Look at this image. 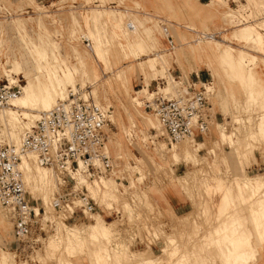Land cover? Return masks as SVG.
<instances>
[{
    "label": "rangeland",
    "instance_id": "rangeland-1",
    "mask_svg": "<svg viewBox=\"0 0 264 264\" xmlns=\"http://www.w3.org/2000/svg\"><path fill=\"white\" fill-rule=\"evenodd\" d=\"M208 1L198 0L201 4ZM245 4H247L245 0H219L215 10L217 19H210L216 22H206L201 20L202 18L197 19L188 15L180 0H0V80L19 81L20 85L33 81L34 75L37 74L36 51L45 49L47 60L53 69L59 73L65 68L72 77V81L65 85V98L69 87L75 90L77 86H88L87 90L91 92L93 100L103 105L104 103L111 105L110 114L113 110V123L111 122L108 126L115 134H110L108 151L111 157L119 152L127 153L135 159L137 165H133L134 167L129 170L124 169L121 174L116 173V176H119L117 180L115 177H105L106 182L94 180L87 183V188L99 206L100 211L96 213H100L106 221L117 224L119 233L123 231L122 235L120 234L121 237L118 236V240L112 239L114 242H125L129 244L130 250L140 251L159 240L160 243L155 244L153 252L161 255V260L154 264L159 262L160 264L169 262L170 264H184V262L200 264V260L184 258L182 253L189 249L194 250L195 245H200L199 240H206L204 242L206 248L213 247L218 250L224 256L225 264H247L245 255L248 251H253L245 245L246 250L239 249L236 255L230 249L228 252H221L219 250L221 242H218V239L225 235L222 233L223 227H219V224L227 220L236 224L238 220H242L250 232L252 226L247 218L248 213L252 207L257 208V213L260 212L258 208L264 207V204L259 203L261 207L257 206V203L255 207L247 198H245L246 202L242 201L239 196L243 190L239 191L234 182L236 178L253 179L264 171V140H260L257 136L253 138L250 134L252 132L256 135L264 114V44L256 45L250 42L244 46V42L237 39L233 33L238 23L235 19L231 21L225 16V13L229 11L237 16L241 15L245 17L243 22L247 21L257 32L264 34V18L256 15L252 8H244ZM162 23L168 24L172 40L178 45V51L183 52L184 57L189 55L194 61L199 62L200 66L204 65L212 70L216 89L218 84L225 87L222 75L229 76V93L241 101L236 105L238 114L231 115L230 118L224 117L223 120V116L217 109L214 110L216 121L220 123V126H217L216 140L210 144L206 142L210 138L206 137L195 140L196 142L192 140L189 143L188 153L183 151L186 142L184 140L167 142L163 138L152 146L148 139L144 142L145 149L141 143L146 131L157 125L154 116L143 107V104L151 99L156 89V93L172 91L171 77L181 74L175 64L172 66V60L176 59L179 53L175 56L169 52L165 55L158 52V45L162 44L163 40L160 31ZM207 28L214 33L217 42L222 44L220 50L222 53H228L229 47L232 46L235 49L233 53L236 54L241 46L244 47L246 59L249 61L247 63L250 66H247V69L250 68V71L255 72L256 81L237 75L233 71V60L221 59L219 55H216L214 61L201 51L199 45L203 43V40L200 42H193V40L197 32L199 33L197 35L202 38L200 32ZM84 38L89 40L90 46L85 45ZM137 42H140L143 47L137 48ZM210 64L217 65L222 73ZM169 71L173 76L169 74ZM156 74L163 76L166 83L165 79H160L159 75L156 77ZM194 74L202 80L210 79L204 67H200L197 73H189L188 78H194ZM38 75L44 83H48L45 68L41 69ZM256 87L262 88L261 94L257 93ZM58 100L61 99L57 98ZM34 120L35 118L25 120L27 122L25 129ZM153 123L156 125L153 126ZM5 130L1 122V139L4 143L11 142ZM223 131L232 134L235 142L231 144L228 139L223 138L221 136ZM131 132L135 138L134 144L128 141L127 135ZM163 142L166 148L161 149ZM253 153L256 162H248V158L252 157ZM218 156L221 158L220 162ZM55 177L56 186L52 192V198L58 187ZM218 181L222 185L218 189L219 192L214 187ZM230 185L231 188H229ZM167 187H177L176 190L189 202L191 210L182 213L181 216H174L162 210L152 200L151 195ZM26 189L39 205L41 217L42 214L44 215L43 221L39 219L42 230L35 232L32 236L33 239L35 237L38 239L37 236H39L41 242L38 239L34 242L26 241L17 244L12 235L8 213L0 206V254L4 256V264H7L9 252L13 253L14 260L20 264H56L59 252H52L46 247L47 238L57 232L59 223L62 221L68 225H78L92 222V216L65 221L51 208V201L46 206L40 194L32 193L27 185ZM227 189H229L230 201L226 204L227 206H222L223 213L217 215L219 210L217 204ZM247 189L250 190L245 188L243 194L245 192L251 194V190L249 192ZM262 189L259 195L264 199V188ZM104 191L109 194L105 196ZM95 193L96 199L93 196ZM246 194L245 196H248ZM246 209H249V212ZM188 212L189 217L186 216ZM183 216L186 217L183 218ZM261 219L264 221V216H261ZM215 227L221 229L216 230V234L213 232ZM236 227L238 226H234ZM262 229L263 232L260 231L262 233L259 235H251L249 243L259 237L263 240L262 247H264V227ZM239 232H243L242 229H239ZM230 239L232 238L228 237L227 241ZM167 244L169 251L163 254L161 249ZM53 253L58 255L54 256ZM251 258H254L253 255ZM76 261L79 264H89L86 259ZM201 262L211 264L212 260L205 258Z\"/></svg>",
    "mask_w": 264,
    "mask_h": 264
},
{
    "label": "bare ground",
    "instance_id": "bare-ground-1",
    "mask_svg": "<svg viewBox=\"0 0 264 264\" xmlns=\"http://www.w3.org/2000/svg\"><path fill=\"white\" fill-rule=\"evenodd\" d=\"M180 1L183 3L185 11L188 15L195 17L197 19L202 18L201 20L206 21V22H212V21L216 22V20H210V19L216 18L215 17V10H216V5L218 4L219 0H209L208 2H206L204 4H201L200 2H198V0H180ZM245 1L247 4L243 5L244 8H248V7L252 8L256 15H261L262 16L261 18H264V0H245ZM243 10H245V9H243ZM225 16L229 17L231 19V21H234V19H235V22L238 23L237 29L233 33L237 39L244 42V44H243L244 46L250 42H253L256 45L264 44V34L257 32L255 30V28L250 23H248L247 21L243 22L245 20L244 19L245 17H243L241 15L237 16V15L233 14L231 11L226 12ZM229 18H228V20H229ZM255 20H257V19H255ZM263 25H264V19H263ZM163 26L166 27L167 34L169 36H171L170 29H169L168 24H166V23L161 24V29H160L161 37L164 38V41L167 44V41L165 39V34L163 33ZM224 30H226V29H224ZM194 32H196V31H194ZM219 32L222 33L223 31H219ZM197 34H199V33L197 32ZM197 34H196V38L193 40V42H200L203 40V43L199 45L200 46L199 48H201V51H203L204 54L206 56H208L209 59H212L215 61V56L219 55L221 57V59L223 58L225 60H233L232 61L233 71L237 75L245 76L247 78H250V79H253L256 81L255 72L250 71V68L247 69V66H249V63H247L248 60L246 59V56H245L246 51L244 50L243 46H241V47L239 46L240 48L238 49L236 54L233 53L235 49L232 46L229 47V49L226 47L228 49V53L224 54L220 51L222 44L219 41L217 42V40L214 37V33L212 31H209L208 28H207V30L200 32L202 38H200ZM84 39H87V38H84ZM87 41H88V46H90V42L88 39H87ZM171 42H172L171 46H169L168 44H167V46L172 50V49H174V43L172 40V36H171ZM136 46H137V48L143 47V45L140 42H137ZM153 59H155V58H153ZM35 60H36L35 62H37V74L34 75L33 81L30 80V81H27L25 84L20 85L19 94H17L15 97L10 98L7 101L6 105L0 106V107H2L0 109V123L1 122L3 123V125L6 129L5 131L8 133L9 139L11 141V142L4 143L3 142L4 140L1 139V135H0V142L4 143V144L9 143L8 145H11L16 149L19 148L22 134L25 132V130H28L29 127L32 126V124L34 123V122L31 123L25 129V124L27 123L25 120H33L34 118L36 120L38 118V116L41 115L42 112L48 111L54 104H56L57 98L64 100L65 99V92H64L65 91V85L67 82L72 81V77L69 75L70 73H68V71L65 70V68L61 69V72H59V73H57V71H55L53 69V66L50 65V63L47 60V52L45 49H41V50L36 51ZM253 60H255V59H253ZM43 68H45V70L47 72L48 83H44L41 80L40 76L38 75L39 73H41V69H43ZM59 70H60V68H59ZM169 74H171V72H169ZM159 76H160V79L161 78L165 79L163 76H161V75H159ZM209 77H210L212 85H213V93L209 98V102L211 104V110L214 113L215 111H214L212 100H213V97L216 93V86H215V80L211 76H209ZM171 80H173V82H172L173 83V90L170 92H159V93L166 94L165 96H167V97H168V95H170V94L172 95L174 93V87L177 83H176V80L174 79V76L171 77ZM165 83H166V79H165ZM84 88L86 89L85 91H87L88 86H85V87L77 86V88L75 90L72 89V87H69V90L76 92L79 89L83 90ZM250 89H248V90L250 91ZM256 91H257V93L261 94L262 88L256 87ZM89 95L91 96V98L93 100V97H92L90 91H89ZM149 95H151V93H149ZM245 101H248V100H245ZM93 102L95 104L101 106V107H111V105L106 104V103H104V105H103V104H101V102H99L97 100H93ZM254 106H255V104H254ZM263 112H264V110H263ZM262 115H263L261 118L262 120L259 124V128L256 131V135L252 132L250 133L251 137L255 138L257 136V138L259 137L260 140H264V114H262ZM110 116H111V118H109L110 123L111 122L113 123V110H112V114H109V117ZM258 121H260V120L258 119ZM258 121H257V124H258ZM156 123H157V121H156ZM156 123H153V126H155ZM215 124H217V126H220V123H218L216 120L211 121L208 132L203 137H206L210 133L212 127ZM103 130L106 134L105 149L109 153V155L111 156L110 152L108 151V140H107L106 131L107 130L109 132H112V131L110 130V127L108 125H104ZM221 136L225 139H228V141L231 144L235 142L233 135L226 133V131H223L221 133ZM127 137H128V141L130 142V144H134L135 138L132 135V132L129 135H127ZM159 139H163V137H161L159 126L157 123L156 127H151L146 131L145 137L142 139L141 143L145 149L144 142L146 140H148L149 143L153 144L152 146H154L155 142H157ZM183 140L186 141L184 146H183V151L185 153H188L189 143L194 139L185 138ZM180 141H182V140H180ZM176 142H178V141H176ZM161 144H163L161 146L162 147L161 149L166 148L164 142ZM167 148H170V147H167ZM231 148H232V146H231ZM152 149H153V147H152ZM112 158H113L112 160H113V168L114 169L111 170L112 172L110 173V175L99 176V178L93 179L90 182H92L94 180H99V181L101 180L103 182L105 180L104 179L105 177H115V180H117V178L119 176L117 177L116 173L121 174V172L124 169L129 170V169H131V167H134L133 165H137V162L135 161V159L128 156L127 153H120L119 152L117 155H114V156L112 155ZM130 160H133V162H130ZM140 161H141V159H140ZM142 162H143V160H142ZM16 166H17V169L19 170V172L21 173V177H22V181H23V187H24L25 191L29 194V192L26 189V185H27L32 193H38L42 196V199H43L42 201L47 206V204H49V201L52 200V195H53L52 192L54 191V188L56 186V183H55L56 180L54 179L55 176L52 174V171L50 169L44 167V166H40L39 164H37L35 161L34 153L28 152V151L23 153V154H20L19 160L17 161ZM139 173H140V170H139ZM252 177H253V175H252ZM221 178H223V177H221ZM221 178H219V179H221ZM232 180H234V179H232ZM57 181H58V179H57ZM76 181L78 183L84 184L86 186L87 196H89L92 200H94V198L91 196L90 192L88 191L87 180H84L82 177L79 176V177H76ZM104 182H106V181H104ZM111 182H112V184L114 183V181H111ZM212 182L215 183L214 181H212ZM229 182H230V180H229ZM234 182L236 184V188L239 191L243 190V193H244L245 188H250V190H251V194H249V193L246 194V192H245V194L248 196H245V194H243L242 192H241L242 194H240V192H238V190H236L240 194L239 198H241L242 201L243 200L245 201L246 200L245 198H247V199H249V202H252V204L255 205V207L258 203L264 204V203H261L262 201L264 202V199L261 197V195H259V193L261 191H263L262 188H264V171L257 174L256 176H254L253 179H247V180L244 179L243 180L240 178H238V179L236 178V180H234ZM91 184H89V185L91 186ZM118 184H120V183H118ZM128 186H129V184H128ZM221 186L222 185L218 181L214 185L215 190L218 191V189L221 188ZM94 187H96V186L94 185ZM231 187L232 186L230 185L229 188H231ZM93 188H91V189L93 190ZM209 188H210V186H209ZM121 189H122V187H121ZM130 189H132V188H130ZM250 190H248V191L250 192ZM99 192H100V190H99ZM99 192H98V194H99ZM215 192L216 191H214V193ZM226 192H224V196L221 197L219 203L217 204V208L219 209L217 215L223 213V207L222 206H225L230 201L229 200V194H228L229 189H227ZM237 192H236V194L238 195ZM104 194H106L105 196H107L109 193L107 191H104ZM104 194H103V196H104ZM95 195H96V193L93 196L95 197ZM100 195H102V194H100ZM119 195H121V194H119ZM29 196L32 198V196L30 194H29ZM112 196H114V195H112ZM100 197L102 199L104 198L102 196H100ZM95 199H96V197H95ZM102 199H99V200L102 201ZM104 199H106V198H104ZM122 200H124V199H122ZM103 201H105V200H103ZM94 202L96 204L95 200H94ZM122 202L123 201H121V203ZM125 202H127V201H125ZM148 202H149V200H148ZM247 204H248V201H247ZM259 204L257 206L261 207V205H259ZM50 205H51V202H50ZM207 205H209V204H207ZM0 206L3 208L2 205H0ZM245 206H247V205H245ZM251 207H252V205H251ZM51 208L54 210L52 205H51ZM67 208L71 209V206L67 205ZM249 208H250V206H249ZM252 209H253V207H252ZM256 209H253L252 211L250 210V213H248V215H247V218L249 219L251 226H252L250 232L246 229L242 220L241 221L238 220L236 224H234V222L231 220H227L226 222L223 221L221 224H219V227H221V228L223 227L222 233L227 235V236L224 235L225 237L223 236V238L219 237L221 239H218V242L219 241L221 242L220 247H219V250H221V252H224V251L228 252V249H230V250H232L233 254L236 255L237 250L240 249V250L244 251V250H246V246H248L249 249H253V245L251 243H249V239H250L251 235L257 236L260 233H262L263 229L261 230V228L264 227V221L261 219V216H264V213H263L264 207L262 206L260 209L258 208V211L260 210L261 213L260 212L257 213ZM248 210H247V212H249ZM255 210H256V212H253ZM96 212L97 211L89 214V216H92V219H93L92 222H90V223H84V224L79 223L80 225L79 224L78 225H73V224L68 225L67 223L62 221L61 223H59L60 227L58 228L57 232L51 234V236L49 238H47L48 240H46L47 241L46 247L49 250H51L52 252H59V257H57L58 259H57L56 264H79V262L76 261L77 259H81V260L86 259V260H88L89 264H154L157 261L161 260L160 259L161 255L155 254L150 246H147V248L144 250L133 251V250L129 249V247H128L129 244L127 245V244H125V242H122V241L114 242V240H112V239L118 240V238H119L118 236L120 234L122 235L121 232H123V231H121L119 233L120 229L118 230V228L116 227L117 224L115 225L113 221L112 222L106 221L105 218L100 213H96ZM225 212H226V210H225ZM188 213H186V216L189 217L190 213L189 214ZM253 213H255V214H253ZM7 216H9V214H7ZM186 216H183V218H185ZM59 217L64 219V215H62V216L60 215ZM39 219L41 221H43L44 215L42 214V217L40 215ZM187 220H189V219H187ZM46 221L47 220L45 219V222ZM3 222H4V220H3ZM59 225H57V226H59ZM236 225L238 227L234 228V226H236ZM239 229H242L243 232H239ZM216 230L220 231L221 229H218L215 227L214 231H213L215 234H216V232H215ZM260 231H262V232H260ZM121 235H120V237H121ZM228 237L232 238V239H230V241H232V242H230L229 240L227 241ZM37 238L40 240L39 236H37ZM38 239H36V241ZM256 239L258 240V243L261 242L259 237ZM111 240L114 242V243L112 242L113 244L111 243ZM40 242H41V240H40ZM167 247H168V244L165 245L164 247H162L161 252L163 254L168 253L169 250ZM196 251L197 250L195 249V252ZM55 254L58 255V253H55ZM55 254H54V256H55ZM3 257L4 256H2L0 254V264L5 263ZM14 259L15 258H13V253L9 252L8 256H7V261L6 260L5 261L7 264H20V263L16 262ZM158 264H160V262Z\"/></svg>",
    "mask_w": 264,
    "mask_h": 264
},
{
    "label": "built area",
    "instance_id": "built-area-1",
    "mask_svg": "<svg viewBox=\"0 0 264 264\" xmlns=\"http://www.w3.org/2000/svg\"><path fill=\"white\" fill-rule=\"evenodd\" d=\"M163 33L171 46V36L165 26ZM83 41L88 46L87 39ZM194 76L192 79L174 76L177 84L171 96L156 93V89L143 104L156 119L161 137L167 142L185 138L200 140L207 134L211 121L216 120L209 102L213 93L211 79ZM4 81L0 80V106L20 92L19 81ZM85 90H69L64 100H58L42 112L22 134L18 149L0 142V205L9 214L17 244L36 241L32 236L42 230L39 207L25 191L16 166L20 154L27 151L34 153L36 163L50 169L58 179L51 200L57 216L64 215L65 221L80 220L100 211L76 177L90 182L111 172L113 160L105 149L103 130L104 125L111 124V110L95 104L89 90Z\"/></svg>",
    "mask_w": 264,
    "mask_h": 264
},
{
    "label": "crops",
    "instance_id": "crops-1",
    "mask_svg": "<svg viewBox=\"0 0 264 264\" xmlns=\"http://www.w3.org/2000/svg\"><path fill=\"white\" fill-rule=\"evenodd\" d=\"M162 39H163L162 44L158 45V52H161L162 55H165L166 53L169 52L175 56H176V54L179 53V55H177V58L172 60V66H173V64H175L177 66L179 72L181 73V74H179V76L181 78L182 77L188 78V74L191 72L197 73V71L200 67H204L206 69V71L208 72V75L211 76L212 78H214V76L212 74V70L210 68H207V66H204V65L200 66L199 62L194 61L189 55L184 57L182 55L183 52L180 53V50L178 51V49H177L178 45L176 43L174 44V49L171 50L167 46V44L165 43L164 38H162ZM164 45H166V47H164ZM213 67L219 73H222V71H220V69H218L217 65L214 64ZM158 75L159 74H156V77ZM222 78H223V80H225V87L220 85V84L217 85L216 93L213 97L214 98L213 99V107H214V110L217 109V111L223 116V119H224V117L230 118L231 115H237L238 114L237 113L238 111L236 109V105H237V102L240 103L241 101L239 100V98L237 99L236 97H232L231 94L229 93V91H230L228 88L229 76H226V75L223 76L222 75ZM231 83H234V82H231ZM234 85H238V84H234ZM217 122L219 123V121H217ZM106 133H107V138H108V142H109L111 140V135L115 134V133L109 132L108 130L106 131ZM217 136H218L217 135V124H215L212 127L209 135L206 136V138H210L206 142L208 144H210V142H212L213 140H216ZM206 138H205V140H206ZM193 141L196 142L195 140H193ZM109 146H110V144H109ZM218 151H219V147H218ZM218 159H220V160H218L220 162L221 161L220 156H218ZM248 162H253V163L256 162L254 153H253L252 157L248 158ZM217 174H218V172H217ZM176 188L177 187H167L166 189H163V190H157V192L154 193V195H151V198L162 210H165L168 213H172V214H174V216H180L182 213H185V212L191 210V208H190L189 202L186 200V198L181 193L178 192V190H176ZM260 241L261 242L258 243L257 239H256V241L252 240L251 243L253 245V251H251V252L248 251L247 254L245 255V259H246L247 264H250V263L264 264V247H262L263 246L262 245L263 240H260ZM199 242H200V245L199 246L195 245L194 250L189 249L188 251L182 252L184 254V258L200 260V264H203L201 262L202 259L210 258L212 260L211 264H225L224 256L222 254H220L218 250L213 249V247H210V249L206 248L204 246V242H206V240H199ZM156 243L157 244L160 243L159 240H156ZM156 243H154V242L151 243L150 246H151L152 250L155 249ZM195 249L198 252L197 251L195 252ZM252 255L254 257L253 259L251 258ZM230 258H232V257L230 256ZM169 263H166V264H169ZM184 264H188V262H184ZM196 264H199V263L196 262ZM204 264H208V263H204Z\"/></svg>",
    "mask_w": 264,
    "mask_h": 264
}]
</instances>
